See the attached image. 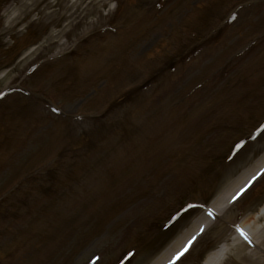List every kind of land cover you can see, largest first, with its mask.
<instances>
[{"label": "rangeland", "instance_id": "rangeland-1", "mask_svg": "<svg viewBox=\"0 0 264 264\" xmlns=\"http://www.w3.org/2000/svg\"><path fill=\"white\" fill-rule=\"evenodd\" d=\"M0 93V264H148L264 154V0H0Z\"/></svg>", "mask_w": 264, "mask_h": 264}, {"label": "bare ground", "instance_id": "bare-ground-1", "mask_svg": "<svg viewBox=\"0 0 264 264\" xmlns=\"http://www.w3.org/2000/svg\"><path fill=\"white\" fill-rule=\"evenodd\" d=\"M261 168H264V154L257 159L255 163L244 168V170L230 181L226 185L227 187L213 199L212 203L207 206L206 210H212L215 220L218 216H223V214L227 212L231 205L230 201L232 196L235 195V193L239 191V189L243 187L251 177L255 176ZM249 172H251V174L246 176ZM199 220L200 219H197L185 227L166 246H164L148 264H169V261L172 260L175 253L180 251L189 239L200 232L202 226L204 229L203 222H206V220L200 222ZM214 222L210 220L207 221V227L212 226ZM227 223H229L228 225H240V227L248 233L252 241L251 245L240 237L233 226L234 230L232 232H234V234L233 236H230L229 241H224L219 245V248L212 250L211 253H206L200 264H223L224 260L228 259L229 256L232 258L234 257L237 261L242 260L243 264H264V202L254 213L244 215L238 223H234L231 217L225 216L221 226L218 227L220 234L223 233L224 225ZM192 228L193 230L191 231ZM188 233H190V235L183 239L184 235ZM224 256L225 258L220 261Z\"/></svg>", "mask_w": 264, "mask_h": 264}, {"label": "snow or ice", "instance_id": "snow-or-ice-1", "mask_svg": "<svg viewBox=\"0 0 264 264\" xmlns=\"http://www.w3.org/2000/svg\"><path fill=\"white\" fill-rule=\"evenodd\" d=\"M0 95H3V93H0ZM53 111H59L58 109H53ZM261 129H264V125L260 126ZM259 131V130H258ZM244 144V141L241 140L239 143L235 145V149L238 150L241 148V146ZM261 174H264V168H261L259 172L256 173L255 176L251 177V179L248 180V182L239 189L235 193V195L232 196L230 203L237 201L239 198L242 197V194L246 192L250 188V186L253 185V182L257 179V177L261 176ZM189 207H199L197 205H190ZM208 216L213 217L214 213L211 209L208 210ZM175 219V217H173ZM235 227L236 232L240 235V237L247 242L249 245H251L252 241L248 235V233L240 227V225L235 224L233 225ZM201 232H203V226L201 227ZM196 239V236H193L191 239L187 241V243L184 245L183 248L180 249V251L176 252L175 255L172 257V260L169 261V264H175L177 260H180L186 252H188L189 247L192 245L193 241Z\"/></svg>", "mask_w": 264, "mask_h": 264}]
</instances>
